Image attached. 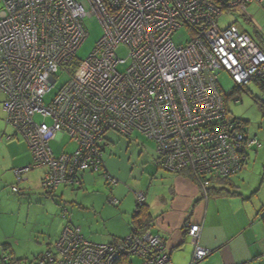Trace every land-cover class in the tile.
I'll use <instances>...</instances> for the list:
<instances>
[{"label":"built area","instance_id":"obj_1","mask_svg":"<svg viewBox=\"0 0 264 264\" xmlns=\"http://www.w3.org/2000/svg\"><path fill=\"white\" fill-rule=\"evenodd\" d=\"M250 4L264 0H0L5 121L32 156L30 166L13 170L16 185L40 168L47 193L79 186L88 171L115 186L103 168L104 136L138 132L156 144L163 170L193 173L206 198L212 181L237 173L247 151L259 147L234 128L217 77L224 72L236 87L255 83L264 89V50L236 24H218ZM93 17L103 35L90 57L77 63L88 36L84 20ZM180 29L189 34L185 45L172 40ZM59 72L68 81L45 103ZM64 136L75 149L57 155L50 142ZM144 201V192H135L136 206ZM109 203L119 204L114 198ZM186 230L194 248L191 264H198L210 254L198 244L202 226L187 223ZM134 257L139 264H173L163 239L149 230L97 245L71 224L52 250L29 264H122L121 258ZM8 258L2 254L0 264Z\"/></svg>","mask_w":264,"mask_h":264},{"label":"rangeland","instance_id":"obj_2","mask_svg":"<svg viewBox=\"0 0 264 264\" xmlns=\"http://www.w3.org/2000/svg\"><path fill=\"white\" fill-rule=\"evenodd\" d=\"M218 24L221 27L236 24L243 31L253 36L257 44L263 47L264 50V4H250L235 9L231 16L220 17ZM84 25L88 36L76 52L77 63L84 62L90 57L103 35L102 27L96 18H86ZM188 39L189 34L185 29H180L172 37L176 45H185ZM122 55L124 56V54ZM73 70L74 68L71 69V72ZM217 77L220 91L227 99L226 109L229 119L232 121H245L244 133L248 138L255 139L259 144V147L256 146L254 149L247 151L246 164L232 179L241 178L243 180L240 184L241 193L248 194L258 191L256 195L260 198L264 194V90L257 84L250 83L245 91L236 92L229 97L233 93L235 83L224 72H218ZM67 81L68 76L64 72H59L56 76L55 87L46 96L44 102L48 103ZM4 101L5 95L0 91V132L4 131L8 134L12 131V128L5 121ZM36 120L41 121L39 117ZM47 123H49L48 120ZM7 134L2 135V141H4L2 143H5ZM18 139V141H23L20 136ZM101 146L103 148L102 161L110 172H116L117 170L127 181L120 180L122 184L131 185V182L134 183L139 180L138 175L142 173V169L147 167V164L153 163L154 158L157 156L154 141L146 139L137 132L131 137H125L117 132L108 131ZM50 147L58 155L73 151L75 144L64 136L60 142H50ZM5 152V156H2V154L1 156L5 163H10L13 157L6 150ZM7 172L12 173L10 170ZM42 173L43 170L37 168L24 176V179H29L31 191L23 186L24 180L16 185L13 173V177L1 181L4 184L0 186V195L1 200L4 201L1 204L3 210L0 215V237H8L7 242L11 246L15 258L27 259L23 260L21 264H29L33 261V256L43 252L49 238L51 237L53 240L61 230L62 226L60 225H63L64 228L67 222L74 227H80L83 236L86 233L88 234V230L95 231L96 234L101 233V235L104 231L106 232L105 220L100 218V214L94 215L87 210L73 206L74 200L78 203L85 202L89 204L90 201L96 198L92 191L100 190L99 187H103L105 184L99 173H93L92 186L86 185L87 190L85 187L79 189L78 187L60 186L58 191L56 190L57 192H53L52 196H48L47 191L43 190L40 185ZM14 185L17 186L18 192L12 191ZM130 187L129 189H131ZM88 192L89 195L86 194ZM131 192L134 195L137 189L132 188ZM7 194H10V198H18V203H23L24 206L17 205L16 207L15 202L6 205ZM11 261L8 258L6 263L11 264ZM13 263L17 264L16 262Z\"/></svg>","mask_w":264,"mask_h":264},{"label":"crops","instance_id":"obj_3","mask_svg":"<svg viewBox=\"0 0 264 264\" xmlns=\"http://www.w3.org/2000/svg\"><path fill=\"white\" fill-rule=\"evenodd\" d=\"M0 133L1 186L4 184L1 183L3 179L13 177L14 169L30 166L32 156L27 144L21 136L23 141H18L19 135L13 129L8 134L4 131ZM5 134H7L5 139L7 142L2 143L4 142L2 135L5 136ZM16 140L17 142H15ZM5 150L13 157L10 163H5L2 157L5 156ZM8 170L12 173L9 174ZM105 170L117 180V184L108 187L105 183L103 187H99L100 190H93L92 193L96 198L89 204L78 203L76 200L73 201L74 205L72 204L74 207L87 210L94 215L100 214V218L105 220L103 221L106 232L104 231L103 235L96 234L91 230H88L86 237L81 234L89 242L106 245L118 243L129 236L136 212L135 193L133 195L131 190L136 188L137 191H143L145 194L144 209L151 216L148 229L151 234L163 239L166 253L173 264H191L192 262L194 248L187 234V223L202 226L198 244L210 252L209 256L198 264H264V225L257 217L258 212L264 208V194L259 198L256 195L258 191L248 194L241 193L240 184L243 182L241 178H239L240 180L230 178L226 184H211L208 187L211 191L213 189L223 190L220 195H216V191L211 192V195L205 198L199 186L189 178L188 174L171 173L160 168L158 155L154 158L153 163L147 164V167L142 169V173L138 175L139 180L131 182V185L120 182V180L127 181L117 170L110 172L106 166ZM93 173L88 171L81 174L79 189L85 187L87 190L86 185L92 186ZM30 185L29 179L25 178L23 186L31 191ZM224 189L228 192L236 191L239 194L226 195ZM86 194L89 195V192ZM9 195L5 200L6 205L15 202L16 207L17 205L24 206L23 203H18V198H10ZM111 198L116 199L119 204L111 205L109 203ZM13 199L15 201H11ZM3 201L0 195V215L3 210L1 205ZM60 226L62 227L58 235L53 240L50 237L45 250L33 256L32 260L47 250H52V245L63 231V225ZM7 241L8 237H0V256L2 254L9 256L12 260L11 264H15L13 262L21 264L23 260H27L15 258ZM139 263L138 258L131 259V264Z\"/></svg>","mask_w":264,"mask_h":264},{"label":"trees","instance_id":"obj_4","mask_svg":"<svg viewBox=\"0 0 264 264\" xmlns=\"http://www.w3.org/2000/svg\"><path fill=\"white\" fill-rule=\"evenodd\" d=\"M247 33V32H246ZM248 35H250V34H248ZM251 36V35H250ZM252 38H253V36H251ZM254 39V38H253ZM259 45V44H258ZM260 46V45H259ZM261 47V46H260ZM262 49H263V47H261ZM258 85V84H257ZM262 90H264L263 89V87L262 86H260V85H258ZM246 90V88H243V87H236L235 86V88H234V90H233V93H232V95H230L229 97H231V96H233L234 95V93H236V92H240V91H245ZM223 97H224V101H225V106H226V102H227V99H226V96H224L223 95ZM228 97V98H229ZM234 98V97H233ZM231 120V119H230ZM232 121V120H231ZM233 123H234V128L235 129H237L239 132H241L242 134H244L245 135V137L246 138H248L247 136H246V133H244L245 131L243 130L244 129V126H245V124H246V122L245 121H242V120H235V121H232ZM134 133H136V132H134ZM133 133V134H134ZM138 133V132H137ZM132 134V135H133ZM131 135V136H132ZM130 136V137H131ZM248 139H251V138H248ZM156 145V144H155ZM252 149H254V148H251L250 150H252ZM102 154H103V148H102ZM247 154V153H246ZM248 156V155H247ZM246 160H247V157H246ZM246 160H245V162L242 164V167L240 168V170L243 168V166L246 164ZM159 166H160V164H159ZM103 168H104V170H105V166H104V163H103ZM160 168H162L161 166H160ZM239 170V171H240ZM106 171V170H105ZM238 171V172H239ZM238 172L237 173H235L234 175H232V176H230L229 178H226V179H218V180H214V181H212V183L211 184H226L227 182H229L230 181V178H232L233 176H237V174H238ZM108 173V172H107ZM181 173H186V174H188V176H189V178L195 183V184H197L198 186H199V182H198V179H197V177L193 174V173H191V172H189V171H183V172H181ZM105 182V181H104ZM106 183V182H105ZM107 184V183H106ZM109 187H113V186H110L109 184H107ZM78 187V186H77ZM199 188H200V186H199ZM222 190L223 189H221V190H212L211 191V189L210 188H207V197L208 196H210L211 195V192H216L215 194L217 195V194H219L220 195V193L222 192ZM224 191H225V194L226 195H238L239 193L238 192H236V191H234V192H228V191H226V189H224ZM48 196H52L53 195V193H46ZM144 207H145V203H144V205L143 206H141V207H137L136 206V212H135V215H134V221H133V223H132V229H131V233H133V234H138V235H143L147 230H149L148 228H149V226H150V223H151V216H150V214L144 209ZM257 217L260 219V221L263 223V225H264V208L261 210V211H259L258 212V214H257ZM130 233V234H131ZM129 234V235H130ZM125 239V238H124ZM123 239V240H124ZM86 240V239H85ZM123 240H121V241H123ZM86 241H88V240H86ZM89 242V241H88ZM120 242V241H119ZM111 244H116V243H111ZM41 255V254H40ZM39 255V256H40ZM39 256H37V257H39ZM37 257H35L34 258V260L37 258ZM125 262H130L131 263V259L130 258H121V261H120V263H125Z\"/></svg>","mask_w":264,"mask_h":264}]
</instances>
